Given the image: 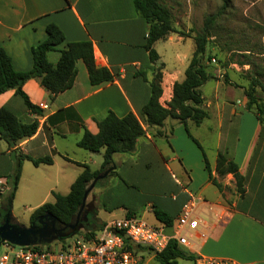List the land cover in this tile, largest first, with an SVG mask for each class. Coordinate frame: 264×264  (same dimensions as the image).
<instances>
[{
  "label": "crops",
  "instance_id": "0c3cea01",
  "mask_svg": "<svg viewBox=\"0 0 264 264\" xmlns=\"http://www.w3.org/2000/svg\"><path fill=\"white\" fill-rule=\"evenodd\" d=\"M133 1L0 0V49L10 58L14 71L31 70V48L46 39L45 28L54 24L64 41L56 51L47 54L50 64L57 63L59 51L66 49L67 44L89 42L96 67L105 68L112 75L110 82L91 85L86 68L77 61L72 87L53 99L38 80H28L22 91L41 109L40 116L28 111L14 90L0 95V108L7 107L21 123H38L36 133L13 149L0 140V181L5 182V190L10 185L8 179L16 155L51 159L50 165L38 167L23 161L18 181L19 184L23 175H29L36 176L39 183L41 177L50 185L47 195L59 188L63 190L59 195H67L83 170L80 165L99 170L103 150L90 153L77 147L84 130L95 135L130 113L141 121L149 83L160 64L162 94L158 102L168 108L172 87L184 80L195 44L192 37L170 33L153 44L158 60L150 62L145 50L149 25L136 11ZM209 81L214 86L207 87V81L200 89L202 109L207 114L200 125L192 121L183 125L172 119H166L158 130L143 125L145 134L137 140L134 151L112 156L108 169L88 186L85 201L99 185L105 212L116 210L119 218L135 216L154 228H162L166 226L154 217L155 211L166 215L172 224L192 196L201 197L213 211L199 208L208 231L205 240L195 241L191 249H182L194 258L191 262L197 264L200 258H208L264 264V94L256 92V106L260 110L257 118L254 107L245 109L247 100L242 87ZM231 90H239L241 98H233ZM202 151L211 178L219 188L209 179ZM219 154L238 166L243 178L242 195L236 192L231 174L218 175ZM92 155L101 159L92 160ZM29 181L38 185L34 179ZM222 212L229 215L224 224L214 218L215 213ZM105 222L99 221L100 226Z\"/></svg>",
  "mask_w": 264,
  "mask_h": 264
},
{
  "label": "trees",
  "instance_id": "16d2710c",
  "mask_svg": "<svg viewBox=\"0 0 264 264\" xmlns=\"http://www.w3.org/2000/svg\"><path fill=\"white\" fill-rule=\"evenodd\" d=\"M221 2L222 11H224L228 8V0H221ZM133 4L142 19L149 25L145 50L148 52L150 62L155 63L158 60V56L152 48L156 41L165 39L170 33L178 34L180 37H189L185 33L173 31L170 12L159 0H134ZM215 19L216 15L208 17L204 33L196 34L192 37L195 44L194 53L185 69L184 80L181 83H175L172 87V97L168 108H163L158 102L162 94L160 70L163 65L160 64L154 70L153 79L149 83L148 100L140 112L141 121L130 113L114 121L95 135L84 130L77 147L90 153H98L103 150V161L99 170L92 171L86 165H80L83 170L70 186L68 194L64 196L53 194V203H44L31 213L29 217L30 225L39 224V220L43 219L44 216H49L58 227H68L72 224L82 206L83 197L88 186L103 171L108 169L113 155L130 154L134 151L137 140L145 134L143 125L148 129L158 130L163 126L166 119L177 120L183 125L187 121L200 125L207 118L206 112L202 109L203 98L200 89L207 81L217 80L204 64L208 40L206 34L214 24ZM45 32L46 39L31 48L32 68L28 72L20 73L14 71L10 58L0 49V95L14 90L15 95L22 99L25 108L38 116L41 115V109L33 105L22 91V86L28 80H38L40 85L49 93L51 99H53L56 95L72 87L76 75V62L81 61L86 68L91 85L95 86L112 81V75L107 69L96 67L92 46L89 42L67 44L66 49L59 51L60 56L57 63L55 65L50 64L47 60V54L57 50V47L63 43L64 36L54 24L47 25ZM224 82L230 85L227 77H224ZM257 89L264 94V85L256 78H253L247 88L243 90V95L247 100L245 109L250 110L254 107L258 118L260 110L256 106L258 101L256 97ZM37 128V121L21 123L7 107L0 108V140L6 143L8 149H13L22 140L32 137L36 133ZM156 135L160 136V133L156 131ZM188 137L200 149L199 144L189 134ZM202 155L210 181L219 188L211 178L210 168L203 151ZM14 160V170L8 179L11 199H13L16 192L23 161L31 162L34 167L52 163L49 157L32 159L25 155H16ZM216 170L220 176L231 174L235 181L236 192L240 195L243 194V178L238 172V166L233 161L228 160L223 154H219ZM154 217L166 227L171 225L172 220L163 213L155 211ZM33 248L42 250L41 247ZM128 249L134 255H141L140 252L144 250V248L129 245ZM177 260L194 261V258L187 255L173 241L168 243L164 251L154 256V261L157 264H177Z\"/></svg>",
  "mask_w": 264,
  "mask_h": 264
},
{
  "label": "rangeland",
  "instance_id": "374dc122",
  "mask_svg": "<svg viewBox=\"0 0 264 264\" xmlns=\"http://www.w3.org/2000/svg\"><path fill=\"white\" fill-rule=\"evenodd\" d=\"M159 2L170 12L173 31L185 33L189 37L203 34L207 18L216 15L214 24L206 34L208 40L204 64L217 80L228 86L229 84L224 82V77H227L229 86L243 89L247 88L253 78L264 85V0H228V8L224 11L221 0H159ZM210 86H214V82L208 81L207 87ZM257 92L262 93L259 89ZM229 93L233 94V98H241L239 90H231ZM223 96L224 91L221 89L220 98ZM84 153L89 155L87 152ZM77 158L81 160L80 157ZM94 159L100 160L101 157L92 155V160ZM30 178L37 183L36 176L23 175L13 199L10 198V185L6 186V190L3 187L0 193V228L7 223L19 232L30 228L37 231L34 235H27L20 245H15L17 247L60 248L75 240L98 235L101 228L99 221L120 217L116 210L107 213L102 209L104 201L99 197L101 190L99 191L98 185L90 191L85 206L70 224L75 226L74 229L58 227L48 217L40 219L37 225H30L29 217L36 208L44 203H53V194L63 193L59 188L47 195L50 185L41 180V177L38 179V185L30 183ZM140 253L141 264H157L149 250L144 248ZM177 264L193 262L180 260Z\"/></svg>",
  "mask_w": 264,
  "mask_h": 264
},
{
  "label": "built area",
  "instance_id": "2783aa9c",
  "mask_svg": "<svg viewBox=\"0 0 264 264\" xmlns=\"http://www.w3.org/2000/svg\"><path fill=\"white\" fill-rule=\"evenodd\" d=\"M4 186L5 182L0 181V193ZM201 206L213 211V207L203 198L192 196L170 226L154 228L135 216L117 218L105 222L98 235L81 238L55 249L17 247L5 241L0 244V264H141V255H134L128 245L146 248L154 257L164 251L169 242H175L182 249H191L195 241L205 240L208 226L199 212ZM214 218L216 222L224 224L229 215L215 213ZM197 264L239 263L200 258Z\"/></svg>",
  "mask_w": 264,
  "mask_h": 264
},
{
  "label": "water",
  "instance_id": "95a60500",
  "mask_svg": "<svg viewBox=\"0 0 264 264\" xmlns=\"http://www.w3.org/2000/svg\"><path fill=\"white\" fill-rule=\"evenodd\" d=\"M86 194L87 193L85 192L84 197H83V201H82V205L84 204ZM45 217L50 218L49 216H44L43 218H45ZM68 228L69 229H74L75 226L69 225ZM44 229H46V226H45ZM36 233H37V231H33V229H31V228L30 229H25V230H22V231L19 232V231H16L14 229V227H11V226H9L6 223V224H4V226H2L0 228V244L2 242L6 241V242H8L10 244H13V245H20L21 241L24 238H26L27 235H34Z\"/></svg>",
  "mask_w": 264,
  "mask_h": 264
}]
</instances>
